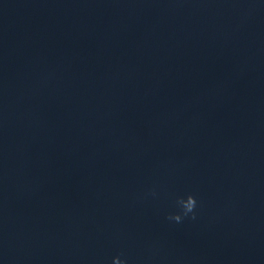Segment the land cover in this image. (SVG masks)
<instances>
[{
	"label": "water",
	"instance_id": "95a60500",
	"mask_svg": "<svg viewBox=\"0 0 264 264\" xmlns=\"http://www.w3.org/2000/svg\"><path fill=\"white\" fill-rule=\"evenodd\" d=\"M121 253L264 264V0H0V264Z\"/></svg>",
	"mask_w": 264,
	"mask_h": 264
},
{
	"label": "clouds",
	"instance_id": "9594fccd",
	"mask_svg": "<svg viewBox=\"0 0 264 264\" xmlns=\"http://www.w3.org/2000/svg\"><path fill=\"white\" fill-rule=\"evenodd\" d=\"M155 195V191L151 193ZM175 205L177 211L170 213L166 219L169 221H174L176 223H181L185 218L192 220L196 219V208H197V198L193 194H187L186 196H180L176 198ZM124 256L123 253L113 257L112 264H128L127 257L121 259Z\"/></svg>",
	"mask_w": 264,
	"mask_h": 264
}]
</instances>
